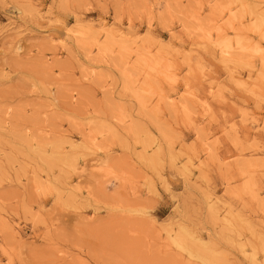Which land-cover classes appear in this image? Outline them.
<instances>
[{"label": "rangeland", "instance_id": "obj_1", "mask_svg": "<svg viewBox=\"0 0 264 264\" xmlns=\"http://www.w3.org/2000/svg\"><path fill=\"white\" fill-rule=\"evenodd\" d=\"M0 264H264V0H0Z\"/></svg>", "mask_w": 264, "mask_h": 264}]
</instances>
